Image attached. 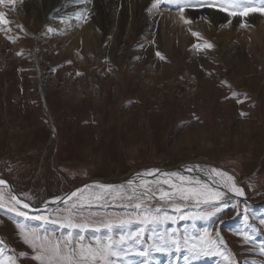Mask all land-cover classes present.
Masks as SVG:
<instances>
[{
    "label": "rangeland",
    "instance_id": "obj_1",
    "mask_svg": "<svg viewBox=\"0 0 264 264\" xmlns=\"http://www.w3.org/2000/svg\"><path fill=\"white\" fill-rule=\"evenodd\" d=\"M248 1L242 4H264ZM9 2H0V264H39L17 225L52 239L71 232L74 244L93 247L143 228L111 264H264V38L238 59L237 45L216 42V30L202 34L189 55L162 50L152 61L134 35L129 48L138 64L131 68L115 61L123 40L111 51L67 53L54 34H42V12L9 11ZM209 43L217 49L201 56ZM188 165L226 174L218 175L243 191L242 201L227 193L182 200L171 195L181 181L164 172L128 184L134 174ZM7 181L21 204L11 201ZM164 192L170 195L161 198ZM13 205L26 216L8 211ZM145 214L168 219L144 225ZM69 218L89 227H63ZM108 220L111 231L101 226ZM169 236L179 250L164 244Z\"/></svg>",
    "mask_w": 264,
    "mask_h": 264
},
{
    "label": "bare ground",
    "instance_id": "obj_2",
    "mask_svg": "<svg viewBox=\"0 0 264 264\" xmlns=\"http://www.w3.org/2000/svg\"><path fill=\"white\" fill-rule=\"evenodd\" d=\"M9 1L7 5L9 11L20 7L23 11H27L26 13L29 15L36 9L38 17L42 12L39 17L42 34H54V40L61 42L67 53L81 50L89 55L94 52V48L99 46L111 51L118 40H123V49L115 59L118 65L123 61L132 63L134 53H131L129 45H132L133 42L131 41L134 35L135 40L136 37L139 39H137L138 43L143 44L142 42L145 41L146 44L139 47L140 52L148 55L152 61L154 59L152 54L156 53L157 55L162 50H172L174 53L179 52L189 55L190 51L197 50L192 45L201 39L202 34L210 35L211 32L216 30L218 31L216 42L222 45H237L234 52L238 59L243 56L242 52L247 51V48L255 49L256 45L264 38V14L260 11H254V13H248L247 15L229 16L227 12L219 11L218 8L208 7L200 3L197 5L198 7H194L197 3H190L197 2V0H163L158 8H152L154 0ZM254 1L249 0L248 2L255 5L256 2ZM187 6H190V8ZM180 7H183V12L179 11ZM208 8L211 10L208 15L204 16ZM126 9L130 19L125 15ZM182 16L183 19H181ZM195 16H199L200 19L194 20ZM50 17H56V19L52 21ZM84 17H87V19H84ZM218 17L220 20H218ZM185 21L188 22L185 23ZM248 23L253 24L252 27L255 28L246 30V24ZM1 27L2 25H0V31ZM193 33L197 35L194 36ZM100 35L102 36L100 37ZM107 35L110 38L109 40L106 39ZM151 42L156 46H153ZM211 48L202 46L198 49L199 54L210 56L216 47ZM225 49L227 50V48ZM134 64L130 65L131 68H135L138 63ZM184 168L186 169L184 175L194 178L193 182L190 183L194 187L201 188L205 192L209 190L213 193L219 192L221 195L226 194V191L236 194L232 185L217 173L199 166L188 165ZM146 173L134 174L129 180L138 181L141 179L140 177H148ZM156 174L159 173L155 172L152 175ZM195 181H198V183Z\"/></svg>",
    "mask_w": 264,
    "mask_h": 264
},
{
    "label": "snow or ice",
    "instance_id": "obj_3",
    "mask_svg": "<svg viewBox=\"0 0 264 264\" xmlns=\"http://www.w3.org/2000/svg\"><path fill=\"white\" fill-rule=\"evenodd\" d=\"M2 2V0H0ZM163 0H154L152 4V8H158ZM197 3L206 5L208 7H216L219 11L227 12L229 16H235V15H247L250 11H260L262 14H264V4H261L259 8H249L247 6L240 5L236 3V0H197ZM183 7L179 8L180 12H183ZM151 11V9H149ZM183 19V16L181 17ZM188 21H185L187 23ZM51 31V29H50ZM193 35H197L196 33H193ZM205 47H212L210 44L204 45ZM157 55H160L157 53ZM163 59V57H161ZM158 170H150L149 173H146V175H151ZM213 172H217L216 169H212ZM220 175H226L223 173H218ZM165 176H176L179 181H181V186H178L176 184H172L171 187L175 189L176 191L172 193L171 195H178L180 199H188V198H196L200 196H204L205 202H207V199H217L220 197L219 192H208L203 191L201 188L197 187H183L184 182L192 183L193 179L192 177H184L182 175H178L177 173H165ZM229 180H231V177H228ZM168 180H164L163 183H168ZM198 183V181H195ZM5 182L0 180V184H4ZM133 183L132 180L128 181V184L131 185ZM98 187L102 189H113L118 186L114 185H98ZM122 187V186H119ZM150 190V189H149ZM237 195H243V191L239 188L233 189ZM76 193L73 192L69 199H71L72 196H75ZM170 194L167 192L162 193V197H167ZM99 198V197H98ZM129 200L132 199L131 196L127 197ZM4 198L2 195H0V208L5 207L6 205L3 202ZM11 201H14L15 204H21L22 201H20L15 195L11 196ZM24 208H28L29 205L27 203H23ZM136 208H140L141 205L137 203L135 205ZM8 211L16 212L17 215L26 216L25 213L19 211L18 208L15 207V205L8 207ZM208 215H215V213H209ZM37 219H47V218H41L37 217ZM165 218H160L156 216H150L148 214H145L142 218L139 219V222L141 224L147 225V224H154V223H162L164 222ZM126 223H131V221H125L120 220L119 224L124 225ZM22 234V238L24 240L25 244H28L34 252H36V255L32 257V259L39 262V264H111V257L118 256L119 255V248L126 244L129 239H139L141 234L143 233V228L140 229L139 232L132 233L128 236L121 235L120 239L113 240L112 238L108 239V242L104 243H97L96 246H85L83 243H73L71 240L72 233L69 232L68 238L64 239H52L51 237L44 235L41 236L39 232L35 229L32 230H26L22 225H17ZM63 227L68 228H80L81 230L89 227L86 223H73L71 218H69L68 222L65 224H62ZM102 227L107 228L109 231H111L112 227L114 226L113 223L108 220L106 222H103L101 224ZM79 240H83V237H79ZM165 245H172L175 246L177 250L180 248V243L178 240L173 239L172 236L168 237V240L164 242ZM196 245H193V249H196ZM157 251H164L166 250L164 245H158L156 246ZM203 250V249H201ZM140 255H147V250L142 251L139 253ZM21 256L25 255L24 253L20 254Z\"/></svg>",
    "mask_w": 264,
    "mask_h": 264
},
{
    "label": "water",
    "instance_id": "obj_4",
    "mask_svg": "<svg viewBox=\"0 0 264 264\" xmlns=\"http://www.w3.org/2000/svg\"><path fill=\"white\" fill-rule=\"evenodd\" d=\"M185 170L186 169H183V167H181V166H177V167H175V168H172V169H162V170H159L160 172H178V173H185ZM8 182V181H7ZM8 184H9V186L11 187V185H10V183L8 182ZM229 194L230 195H233V194H231L230 192H229ZM233 196H235V195H233ZM49 205H52V204H54V203H48Z\"/></svg>",
    "mask_w": 264,
    "mask_h": 264
}]
</instances>
